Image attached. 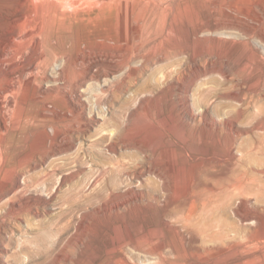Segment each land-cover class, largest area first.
Instances as JSON below:
<instances>
[{"label":"bare ground","instance_id":"6f19581e","mask_svg":"<svg viewBox=\"0 0 264 264\" xmlns=\"http://www.w3.org/2000/svg\"><path fill=\"white\" fill-rule=\"evenodd\" d=\"M110 1L77 0L75 3L72 0V4L66 5L67 2L61 3L62 0L61 2L60 0H21L15 12L9 19L6 18L5 25L0 23L3 28L2 32L0 31V129L4 128L5 133L9 132L13 137L18 136L23 141L28 134H33L34 149H38L40 144L47 145L45 152L33 150L18 154L19 164L16 165L18 167L12 169L6 167L0 172V201L7 195L17 194V190L25 181H22L25 172L37 169L42 161H46L51 156L76 147L75 134L82 130V116L86 112L81 88L85 82L96 78L95 71L105 76L120 73L118 79L109 78V84L104 83L102 93L94 96L96 104L112 96L116 97L111 101L115 102L118 99L122 101L126 91L135 94L152 91L154 93L159 89V85L153 84V78H157L156 75L154 73L143 75L145 69L152 63L149 49L158 47L166 37L172 34L181 38L182 43L177 46L175 44L166 46L168 48L165 47L167 49L165 54L185 53L190 62L199 69L197 70L199 75L206 74L210 70L215 71L217 68L213 67L214 63L216 59H220L226 44H229L231 52L235 53L242 45L241 43H248V37L257 35L254 28L241 25L243 20L239 24L238 15H233L231 12H240L245 15L249 12L251 5L257 8L264 6V0H232L233 5L228 8L231 12H227L229 23L223 21L222 25L225 27L233 24L230 27H236L247 36L246 40H237V35L229 33L222 34L223 36L214 35V37L210 36L211 33L208 34L209 36L204 34L206 31L217 30L216 28L222 26L218 25L212 17H209L207 21L194 22V24L193 19L189 18L181 19L180 24L170 19L171 21H166V24L165 16L161 17L163 25L159 26L163 34L159 37L155 34L158 27L157 24L154 25V22H157L155 18L159 23V16L162 15L158 13L159 11L164 13L165 8L173 7L178 10L180 0H170L167 7L161 5L162 0L158 2L154 0V4H147L141 0ZM224 1L227 0H219L220 3L215 5L213 8L217 9L214 10L215 13L226 5ZM201 2L204 3V1ZM170 14L168 15L171 16ZM260 36L264 41V33ZM252 56L255 54L252 53ZM134 59L139 60L138 65H134L132 62ZM262 60L264 63V58ZM53 61H58L57 71L53 81L45 85L43 79L48 75L47 68H50L48 66ZM172 68L176 73L175 68ZM140 77L142 80L139 79ZM169 80L171 82L172 78ZM245 84L247 92H257L254 81ZM162 98L163 105L170 101L166 91ZM147 99L145 113L133 124H129L133 125L131 128L122 122L118 121L117 125L116 121L113 122L112 129L116 128L117 134L115 138L109 140L107 149L118 153L121 149L133 148L144 155L143 162L137 164L139 169L131 172V167L122 160L123 154L117 157L114 163L116 167L109 164L101 168L99 180L102 181L103 188L121 192L124 173L137 178L146 176V182L149 184L155 181L154 177L161 178L166 183L169 180L172 185L168 188L169 195L168 193L166 195L169 196L167 203L173 214V212L180 213L179 207L183 201H180L179 197L191 193L190 191L194 190L193 186L201 180L203 192H205L200 208L186 212L185 224L188 228L195 229L196 234L198 232L202 234L205 244L207 243L205 249L209 255L224 256L228 251L234 254L243 253L242 256H237V259H224L227 262L223 260V264L228 262L229 264H264V120L251 121L245 125L234 121L210 123L206 138H200L194 144L185 140L182 147L184 149L179 154L176 153L177 140L172 136L162 135L157 125L165 122L174 130L176 124L173 116L167 114L165 108L155 109L153 99ZM256 99L253 100L254 103L257 102ZM127 101L128 99L125 98L122 101L123 105ZM257 103V111L262 113L264 107L261 103ZM15 108L16 115L13 114ZM49 126L53 128L52 133L48 130ZM115 130L113 131L116 133ZM2 133L4 132L0 130V136ZM225 137L227 142L224 140ZM105 140L106 138L102 137L101 141ZM25 141L24 144H26ZM97 142L99 143V140ZM157 152H161L164 159L157 157ZM0 162H4L1 153ZM48 165L51 170L54 169L52 163ZM48 175L49 170L34 173L24 182V189L28 190L38 183L45 182V177ZM76 187L60 195L61 201L65 204L57 220L59 226L57 230L60 232H64L68 226L65 227L62 221L71 217L80 204L82 190ZM195 191L193 192L196 193ZM8 200L15 202L13 198ZM240 204H243L248 211L240 207ZM2 209L4 207L1 205V221H6L7 216H20L22 213L30 215L34 212L32 203L29 201L20 207L11 206L5 215L1 214ZM229 210H233L235 219L228 215ZM163 214L161 212V215ZM244 221L252 222L255 226L251 227V232L243 241L240 239V234L244 228L242 224ZM32 222L29 221L27 224L33 227ZM85 233L86 227L81 223L77 232V241L82 242ZM198 236L202 237L199 234ZM44 237L45 234H40L38 243H43ZM118 245L122 247L121 243ZM164 246H171L167 239L158 241L156 247H136L145 253L155 254L158 263L173 264V261L164 254ZM121 256L124 257L122 260L129 257L126 254ZM99 257L98 253H92L89 256L90 260L86 259L84 264H100Z\"/></svg>","mask_w":264,"mask_h":264},{"label":"rangeland","instance_id":"374dc122","mask_svg":"<svg viewBox=\"0 0 264 264\" xmlns=\"http://www.w3.org/2000/svg\"><path fill=\"white\" fill-rule=\"evenodd\" d=\"M141 1L147 4H154V0ZM158 1L161 0H155V2ZM167 1L162 0L161 5L165 7L169 6L171 1ZM201 1H204V3L202 4ZM20 2L21 0H0L1 24L7 22V19L10 18L20 5ZM64 2H67L66 5H68V3H76L77 0H73V2L72 0H62L61 3ZM218 3H220L219 0H180L178 10L171 7L165 8L166 10L164 11L162 10L164 13L159 11L158 14L162 16H159V23H157L158 19L155 18L157 22H154V25H158V27L155 26L157 27L155 34H158V36L163 34L159 25H163L161 17L164 16V23L166 24V21L169 22L171 20L177 21L180 24V20L185 18L193 19L194 24V22L207 21L209 17H212L218 25H222L228 22L229 17L227 12H231L228 8L229 6L232 7L233 4L232 0L224 1V4L227 6L223 5L215 13L214 10L217 9L213 8ZM171 6L173 5L171 4ZM262 7L258 6L257 8L251 5L249 6V12L245 15L240 14V12H231L233 15H238L237 20L239 22H237L239 24L243 20L241 25L243 27L254 28L257 35L247 38L244 32L242 34L241 30L239 31L236 27H230L233 24H228L225 27L222 25L223 27L220 26L221 28L218 27L216 28L217 30H209L206 31L207 33H204L207 36L211 33L210 36L213 37L214 35L223 36L229 33L237 35V40H246L245 38L248 40V43H241L242 45L239 46L235 53H232L229 44H226L223 52H221L220 59H216L214 63L213 67H216L217 71L210 70L206 74L199 75V69L190 62L185 53H179V55L178 52H169L165 54L166 48H168L166 46L172 44L177 46L182 43V39H179L176 34L166 37L158 47L149 49V52H151L149 55H151V62L153 64L150 62L151 66L149 65L145 69L143 75L154 73L157 78H153V84L159 85V91L137 94L126 91L122 96V101L125 98L128 99L125 105H123L121 99L115 100V102L111 101L116 96L107 98L108 100L102 99L101 103L96 104L94 103V96L102 93L104 83L109 84L111 78L118 79L120 73L105 76L95 71L97 74L96 78L88 80L81 88L82 101L85 103L86 112L82 116V130L75 134L76 147L67 152L49 157L46 160L47 162L42 161L37 169L25 172L26 174L24 173L22 176V181H27L34 173L49 170V175L45 177V182L38 183L26 190L23 186L25 185L24 181L19 188L20 190H17V194L7 195L0 201V206L4 207L1 210V214L3 215L9 211L11 206L20 207L28 201L32 203L34 211L30 215L22 213L20 216H7L6 221L0 220V232H2L0 235V264H84V261L89 259L92 253L100 255V264H165L158 263L155 254L150 252L145 253V251L137 249V247H156L157 242L163 239H167L171 244V246H164L163 252L168 259L173 261V264H209L210 262H212L210 264H223L224 259H237L242 256L243 253L234 254L232 251H228L224 256L219 257L209 255L205 249L207 243L205 244L202 234L198 231L196 234L195 229L188 228L185 224L184 216L187 215L186 212L200 208L205 192H203V181H197L196 185L193 186L194 190L190 191L191 193L179 197V200L183 201L181 202V208L179 207L180 213L172 211L173 214H171L170 206H168L169 203H167L169 197L168 188L172 185V182L169 180L166 183L163 179L154 177L155 181L149 184V182H146V176L145 178L144 176L137 178L124 173L121 181V192H113L109 188H103V183L99 179L101 168L109 164L116 167L114 166L115 160L118 159L117 157H121L122 154V160L126 165L131 167V172L140 168L137 164L143 162L144 155L139 154L135 149H121L118 153H113L107 149L109 140L111 141L117 134V129H112L114 121L117 122L115 123L116 125L119 121L131 128L133 125L129 124H133L138 117L145 113L147 98L153 99L155 109L165 108V112L173 116L176 124L174 130L165 122L158 123L157 125L162 135L172 136L177 140L176 153L182 152L185 140H189L194 144L200 138L205 139L208 127H210L208 124L210 123L234 121L245 125L251 121L264 120V111L262 113L257 111V102L261 103L264 107V63L262 62V58H264V41L260 36V34L264 33V8L262 9ZM2 25H5V23ZM155 27L154 29H156ZM2 29L0 26V31ZM213 47L215 48L214 44ZM229 49L230 51H228ZM252 53L255 56H252ZM57 62L53 61L48 66L50 67L47 68L48 75L44 76L46 78L43 79L45 85L51 83V80L53 81L57 71ZM132 62L134 65L139 64L138 59H134ZM168 66L174 67L176 73H174L172 67L169 69L170 67ZM194 66L196 69L193 68ZM224 71L228 72H226L227 75L223 73ZM169 78H172L171 82L173 83L170 82ZM139 79L142 80L141 77ZM249 81L255 82L257 92H247V85L245 83ZM241 82L242 85H240ZM165 91L170 97V101L168 104L163 105L162 96ZM252 96L254 99L257 98V104L253 102ZM14 111L13 114L16 115L17 109L15 108ZM116 118L117 120H115ZM51 128L50 126L48 127L50 133L53 132V128ZM0 130L4 132L0 136V153L2 159H4V162H0V172L6 167L11 169L18 167L16 166L19 164L17 158L19 159V155L22 153L24 154L27 151L33 150L45 152L47 150L45 148L47 147L46 144H40L38 149L32 147L35 136L31 133V136L28 134V136L24 137V141H27L24 144V141L18 136L13 137L9 132L5 133L6 130L4 128ZM102 137L106 138L104 142L101 141ZM98 140L99 143L97 142ZM224 140L227 142L226 137ZM157 153V157L164 159L161 152ZM50 163L54 166L53 170L48 165ZM18 170L20 171V167ZM76 186L82 190V199L80 198V204L72 215L73 217H68L62 221L65 227L68 226L64 232H60L57 230V227L59 228L57 220H59L58 217L61 210L65 207L60 195L62 196L63 193ZM167 193L168 195H166ZM10 198L15 199V202L9 201L8 199ZM197 200L199 201L197 202ZM240 207L245 211L247 210L243 204H240ZM161 212L164 214L161 215ZM228 215L232 219L236 218L233 210H229ZM29 221H33V227L27 224ZM40 221L43 222L40 223ZM248 221L242 223L244 228L241 231L240 239L243 241L246 235L251 232V227L255 226L254 223ZM81 223L86 227V233L83 235L82 242H79L77 241V232ZM40 234H45L43 243H38L37 241ZM198 234L202 237H199ZM119 243L122 244L121 248L118 245ZM122 254L123 256L124 254L129 256L127 257L128 259L122 260L124 258L121 256ZM225 260L224 262L226 263L227 261Z\"/></svg>","mask_w":264,"mask_h":264}]
</instances>
